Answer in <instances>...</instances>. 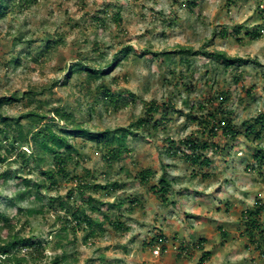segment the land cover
Here are the masks:
<instances>
[{"label": "rangeland", "instance_id": "rangeland-1", "mask_svg": "<svg viewBox=\"0 0 264 264\" xmlns=\"http://www.w3.org/2000/svg\"><path fill=\"white\" fill-rule=\"evenodd\" d=\"M4 7L0 97L37 94L31 104L21 98L2 108L22 127L0 122V173H7L0 213L13 232L42 245L35 252L42 263L65 254L64 264H264V209L260 229L245 217L264 205V158H256L264 153V0H4ZM115 57L120 63L107 75L90 80L78 71L67 81L73 67L107 69ZM57 106L74 124L109 130L110 139L127 130L119 160L104 157L106 140L71 137L77 152L68 175L51 184L25 115L44 111L51 119ZM223 116L236 136L222 127L210 133ZM189 137L198 149L186 145ZM186 153L211 164H192ZM162 175L170 182L166 202L152 189ZM110 181L117 188L94 186ZM83 206L100 225L76 223Z\"/></svg>", "mask_w": 264, "mask_h": 264}, {"label": "trees", "instance_id": "trees-1", "mask_svg": "<svg viewBox=\"0 0 264 264\" xmlns=\"http://www.w3.org/2000/svg\"><path fill=\"white\" fill-rule=\"evenodd\" d=\"M6 13V8L4 7V0H0V17L4 16ZM226 34V33H224ZM258 36V33H255ZM229 62L233 63L235 62L233 59H227ZM20 63V59L16 60V64ZM120 63V59L118 57H115L111 64L108 65L107 69L101 68V67H94L89 65H83L80 69H76L73 67L72 71H68L67 75V81L70 80L72 77V74L74 72H85L87 74L88 79L90 80H97L100 77L108 74V69L111 68L112 65H116ZM111 65V66H110ZM57 85V81L55 83H52L50 86H48V89H52ZM44 89H47V87H44ZM40 92V91H39ZM37 94V91L35 88L28 89L27 91L23 92L22 95H18V93H13L11 95H5L0 97V122H2L6 128H9L10 126L18 125L21 126V122L18 119L15 123L11 122V118L4 114L2 108L5 104H10L14 101L21 100V98H25L27 100V105L31 104L33 100L35 99V95ZM110 96L111 93H108ZM55 115L54 118L49 119V113L44 111H29L25 117L31 119V122L36 125V128L31 132V138L33 140L34 145H38L39 151H40V157L36 160V163L38 167H40L44 174H47L49 178H51V184H56V175H68L67 173V165L68 162L73 159V151H76L75 147L70 141L71 137L80 136V135H90L91 137H98L103 140H106L107 146V153L104 155L105 158H107L108 163H113L114 161L119 160L127 139L128 131L123 129V132L120 136L116 137V139H113L109 137V130L101 131V132H93L90 129H87L86 127H83V125H80L78 123L74 124V116L72 112H69L66 106H57L55 107ZM212 121L214 122L217 120V113H212L209 116ZM56 118H60L61 120H66L65 126H61L55 122ZM264 120V115H261L258 118V122H261ZM148 122V119H140L139 125L145 124ZM22 127V126H21ZM218 127H222V131L225 135L228 136H236L237 131L231 126L230 123H225L224 125V116L219 119V121L215 124H212V127L210 128V133L212 135H216V129ZM248 130H251V127H248ZM116 144V145H115ZM186 145L191 146V148H194L195 150L200 147L199 143L195 141L192 138H188L186 140ZM212 144L205 141L203 143L204 148L211 147ZM10 151V150H8ZM77 152V151H76ZM261 155L257 154L256 158H264L263 150H260ZM47 154H50V157L47 158ZM187 157H189V160L192 164H203V165H210L211 162L208 157H202L201 154H193L188 155L189 153H186ZM32 158V157H31ZM30 159L24 160V164H28L31 162ZM35 160V159H34ZM52 161V163L50 162ZM48 163H51L52 167H49L48 169H44V166ZM55 173V174H54ZM7 176V173H0V177ZM141 179L145 181L147 179V176L145 174H141ZM90 183L84 182L82 183V187L88 188L90 187ZM160 184L161 186L158 188L154 186L152 189L155 192L154 194L156 196H159L161 201L166 202L167 201V195L170 190V182L165 177V175H162L160 178ZM119 183L117 181L114 182H107L105 184H95L94 186L102 191H107L111 189L117 188ZM37 187L40 186V183L36 184ZM91 201V200H90ZM91 203V202H90ZM258 202L255 204V207L252 209H249L246 211V219L247 224L250 227H254L256 229H260L261 225L259 224V215L260 212L264 209V205H257ZM63 206L64 203H61ZM34 209H30V212H32ZM92 210H95L94 207ZM75 219L76 223L78 225L86 224L88 226H92L93 223L101 224L100 222H96L88 213L86 206H83L81 208L77 209V213H75ZM0 223L1 227L0 229L2 231H6L7 236L2 238L1 232H0V264H64L66 263V255L63 254L61 257H56L55 259L48 261V262H41L42 256L38 255L35 252H40V248H42L41 244L39 242L31 243L32 237H26L24 235H21L20 231L13 232L14 226L12 224L11 218L4 213H0ZM118 228H121L122 223H113ZM248 227V228H250ZM251 229V228H250ZM254 232H251L252 236L254 235ZM260 234V238L264 240V230L258 231ZM93 234V233H91ZM24 249H30L31 251L28 252H22ZM210 251H205L201 262L205 260L209 256Z\"/></svg>", "mask_w": 264, "mask_h": 264}]
</instances>
